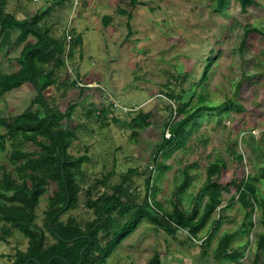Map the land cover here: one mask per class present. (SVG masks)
<instances>
[{
    "label": "rangeland",
    "instance_id": "obj_1",
    "mask_svg": "<svg viewBox=\"0 0 264 264\" xmlns=\"http://www.w3.org/2000/svg\"><path fill=\"white\" fill-rule=\"evenodd\" d=\"M216 1L65 0L60 5L55 0H7L5 11L18 20L35 17L54 5L41 23L66 47L65 64L55 71L58 85L45 92L53 105L66 111L68 101L61 97L63 92L74 97L75 103L80 100L74 96L82 88L79 84L86 83L106 88V104L114 105L115 111L111 110L104 121L99 116L102 105L89 96L83 107L64 121L75 128L78 136L69 153L88 160L76 177L81 189L77 209L63 214L62 221L74 217L82 226L92 221L95 215L86 207L88 197L96 200L103 194L110 196L130 169L142 173L133 178L132 189L140 201L147 195L146 179L152 171L153 189L148 193L151 202H161L170 211L179 205L189 213L193 209L202 213L209 201V195L201 193L207 169L212 163L221 166V205L200 233L202 239L212 235L208 242L193 245L187 231L173 235L146 218L118 246L107 264H148L156 253L163 264H232L225 258L248 242L242 261H254V231L264 230L259 206L251 216L255 225L251 229L250 208L238 200L231 183L243 176L255 178L258 197L264 198V37L250 34L245 56L239 53L246 27L264 33V0H257L258 4L245 14L238 0H226L221 9ZM68 31L82 35L80 47L67 45ZM28 41L36 43L37 38L30 36ZM28 41L9 47L8 55L0 57L2 72L21 69L18 59ZM207 67L208 78L203 80ZM239 84L242 87L236 94ZM200 95L206 98L202 105L214 110L198 116L187 128L186 141L165 158V167L157 168L152 153L171 110L174 116L179 104L191 102L188 108L193 112L191 105H196ZM36 96L30 84L3 95L0 116L21 114ZM238 105L243 106L242 111ZM146 112H153L148 129L124 127V122ZM113 116L120 122H112ZM5 147L6 151L0 153V166L15 176L18 170L26 169L24 164L9 160L11 152L40 150L37 144L23 142L21 137L8 139ZM186 178L188 185L183 188ZM57 190L55 181L49 179L37 211L41 226L48 199ZM3 226L0 223V255L5 257H0V264H13L17 249L25 251L28 240L13 230L2 241ZM226 234H235L231 247L225 258L215 261ZM259 264H264V252Z\"/></svg>",
    "mask_w": 264,
    "mask_h": 264
},
{
    "label": "trees",
    "instance_id": "obj_2",
    "mask_svg": "<svg viewBox=\"0 0 264 264\" xmlns=\"http://www.w3.org/2000/svg\"><path fill=\"white\" fill-rule=\"evenodd\" d=\"M55 1V4L60 5L65 2V0ZM238 1L241 12L244 14L258 4L257 0ZM225 3L226 0L216 1L219 9ZM6 5L7 0H0V57L7 56L9 47L11 49L15 44L28 41L30 36L37 38V41L36 43L28 41L25 44L18 59L21 64V69L18 72L8 74L2 72L0 68V97L25 84H30L37 96L21 114L0 116V153L6 151L5 145L8 139L17 137H21L23 142L29 141L37 144L40 148L37 153L14 149L9 156L10 161L24 164V169L30 172L29 175L26 171L18 170L17 176H15L6 167L0 166V223L4 224L3 234L5 235V238L1 240H6L13 230L20 232L28 240V247L25 251L17 249L13 264H26L28 259H36L40 264H47L53 257L56 258L52 260L51 264H107L108 259L118 246L146 218L173 235L179 231H187L193 245L197 241L208 242L212 235L202 239L200 233L221 205L222 188L219 185L221 166L218 163L210 164L207 169L206 185L201 193L208 194L209 201L205 204L202 213L198 209H193V212L189 213L179 205L174 206L170 211L161 202H151L152 195L148 196V193L153 189L152 171L146 179L147 195L143 201H140L132 189L133 178L142 173L139 169H130L122 177L121 183L113 187L110 196L103 194L96 200L88 197L86 207L93 210L95 215L92 221L82 226L74 217L69 218L66 222L61 220L63 214L77 209L81 189L76 177L85 160H88L86 156L75 157L69 153V149L78 136L75 128L64 121L70 120L77 103L72 102L67 110L63 111L59 106L53 105L51 99L45 96L48 89L58 85L59 77L55 71L65 64L66 47L51 37L50 30L43 24L41 25L54 5L46 9L45 12L24 20H18L12 14L7 13ZM253 33L264 37L263 32L246 27L239 50L243 57L248 44L247 39ZM15 35L16 39H14ZM82 43L81 34L76 33L70 45L80 47ZM69 55L72 56V53ZM208 69L209 67L203 72V80L208 78ZM241 87L242 85L239 84L236 94H239ZM63 96L61 95V97ZM80 96H82V92H80ZM169 97L177 103L173 95H169ZM205 101V96L200 95L196 105H191L195 109L193 112L188 108L191 102L179 104L174 113L175 120L169 125L173 117L171 110L169 121L161 127V140L155 145V150L152 153L153 162L157 168L165 167L163 165L165 158L172 153V150L186 141L189 135L187 128L195 122L198 116L214 110L203 106ZM111 107L104 104L100 108L99 116L104 121H106L108 113L111 112ZM238 109L242 111L243 106L238 105ZM152 117L153 112L139 113L131 122H124V127L127 125L130 128L146 130L152 125ZM112 122L119 123L120 120L113 116ZM168 127L171 134L169 139L165 136V129ZM2 130L5 133H1ZM261 176L264 178V169ZM49 179L55 181L58 190L48 199V209L41 226L38 224L37 211L41 198L46 192ZM187 181L188 178H186L183 188L188 185ZM256 181L255 178L243 176L239 181H233L231 184L236 187L238 200L245 207L250 208V228L255 227L251 216L255 208L259 206L257 211L261 213L260 223L264 229V198L258 197L259 188L255 184ZM235 198L236 195L232 197V200ZM215 222L216 220H214ZM234 237L235 234L224 236L222 245L214 256L215 261L219 262L225 258ZM254 242L256 253L252 264H259L264 252V230L254 231ZM248 244L249 242L225 259H231L232 264H245L242 258L245 256L244 250L249 246ZM85 248L86 250L81 255ZM0 257L5 256L0 255ZM247 258L250 259L249 254H247ZM29 264L36 263L31 261ZM148 264H163L159 253H156Z\"/></svg>",
    "mask_w": 264,
    "mask_h": 264
},
{
    "label": "crops",
    "instance_id": "obj_3",
    "mask_svg": "<svg viewBox=\"0 0 264 264\" xmlns=\"http://www.w3.org/2000/svg\"><path fill=\"white\" fill-rule=\"evenodd\" d=\"M36 1V0H34ZM78 34V33H77ZM80 34V33H79ZM82 36V35H81ZM83 39V38H82ZM62 71V70H61ZM80 76V75H79ZM98 84V83H97ZM80 86H82L81 89H77L76 92H75V97H80V100L83 99V101L81 102L80 100L78 101V99L75 101L77 103L76 105V109L75 110H78L79 108L83 107L81 106L82 103H84V101L86 100V97H93V99L95 100L96 103L99 104V106H103L104 104H106V100H105V94L107 91L106 88L102 87L100 84L99 85H96V86H91V83H86V85H82V84H79ZM78 92H82V96H80V93L77 94ZM71 93V92H70ZM63 95H64V99H66L65 101H68L67 103V106L69 107V105L72 103V100L74 97L72 96H69V94L67 95L66 92H63ZM68 96V98H67ZM107 105V104H106ZM101 106V107H102ZM108 106V105H107ZM112 106V105H111ZM78 108V109H77ZM114 106L112 107V111H115L114 109ZM116 108V107H115ZM67 110V109H66ZM98 110V109H97ZM85 115L88 116L85 112ZM90 117V116H89Z\"/></svg>",
    "mask_w": 264,
    "mask_h": 264
},
{
    "label": "built area",
    "instance_id": "obj_4",
    "mask_svg": "<svg viewBox=\"0 0 264 264\" xmlns=\"http://www.w3.org/2000/svg\"><path fill=\"white\" fill-rule=\"evenodd\" d=\"M74 38V33H71L70 31L67 32V44L70 45V43L72 42ZM175 120V116H173L169 122V125H171V123H173V121ZM165 136L166 138H170L171 134L169 131V127L167 129H165Z\"/></svg>",
    "mask_w": 264,
    "mask_h": 264
},
{
    "label": "water",
    "instance_id": "obj_5",
    "mask_svg": "<svg viewBox=\"0 0 264 264\" xmlns=\"http://www.w3.org/2000/svg\"><path fill=\"white\" fill-rule=\"evenodd\" d=\"M85 250H86V248L83 249V251L81 252V255L83 254V252H84ZM54 258H56V257H53L52 259H50V261H49L47 264H51V262H52V260H53ZM31 261H32V262H35L36 264H40V262L37 261L36 259H28V260L26 261V264H29Z\"/></svg>",
    "mask_w": 264,
    "mask_h": 264
}]
</instances>
